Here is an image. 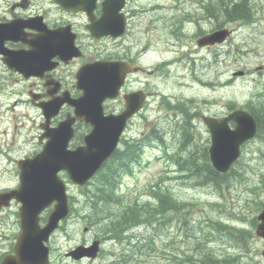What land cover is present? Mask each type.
<instances>
[{
	"label": "rangeland",
	"instance_id": "rangeland-1",
	"mask_svg": "<svg viewBox=\"0 0 264 264\" xmlns=\"http://www.w3.org/2000/svg\"><path fill=\"white\" fill-rule=\"evenodd\" d=\"M258 1L261 2L263 0H258ZM187 7L191 8L192 5L187 3ZM237 28L239 31L237 30L238 33L236 34L234 38V43H238V46L242 47L245 51L250 52V54L248 56H245L244 58H239V61L236 62L235 66H229V65L226 66L225 70L233 69L236 66H244V65L252 66V64L256 62L257 59L264 58V28H262V26L258 28H253V27L252 28L237 27ZM168 37L171 38L170 33H168ZM159 42H161V39L159 40ZM158 47L159 45L156 46V49L152 51L151 54H148L152 60L157 61L159 59L158 53H157ZM228 47L229 46L222 48L221 51ZM163 50L166 51V48L163 47ZM206 55L208 57L209 56L211 57L210 53ZM181 72L183 73V80L186 83V87L182 88V87L176 86V88L179 90H183V93L185 95L190 96V97H197L199 102L201 99H205L203 98V96H206V95L208 96L213 95L212 98L219 99L220 103L215 101L213 104H210L208 106L203 105L204 109L208 112H211V114H218V115L225 114L226 113L225 110L227 109L226 103L228 101L236 100L239 103H242L244 102V100L248 99V97L251 96V92L255 90V87H254L255 80L253 79H252L253 80L252 82L238 80L235 86L231 88L208 90L198 85L197 83L192 82V80L189 79L190 71L188 69H182ZM181 72H177V76ZM217 104H220V105L216 106ZM202 130H203V135L205 139L209 137L205 129L202 128ZM206 140H208V138ZM258 147H259L258 145H250L247 148L246 165L243 166V170H237V174L241 173L243 177H245V172H248L250 174L246 175V177L249 180L246 181L244 185L237 184L235 186V191L239 196L234 194L231 197H229L230 201H218L225 206L227 211L224 210V211H217L213 213V216L216 217L217 219L226 218V219H229L230 222L232 221L233 223H235L236 217L234 216V214L228 213V211L234 212V213H241L245 209L252 211V209L254 208L253 203H252L254 196L250 194L248 188L250 187V184L253 182L252 180H254L259 175L258 173L260 171L264 172V160L260 157L259 153L257 152ZM200 197H202L203 200H212V201L216 200L215 196L208 197V196L202 195ZM108 218H111V216H109ZM158 225L156 226V233L160 231V227ZM179 226L182 227L184 225L183 224L176 225L173 228L176 230H179ZM166 227H171V225H166ZM219 234L222 236L225 235V233L223 232H219ZM184 239L186 242H194V230L193 229L191 230L190 224L185 226ZM220 243H221V239L219 238L216 240L214 246ZM263 243L264 242L261 239H258V238L254 239L251 244V251L245 256L244 260L249 261V262H255L256 259H259L260 252L262 251V248H263ZM190 260H191V264H194L193 258H191ZM187 262L188 264H190L189 261Z\"/></svg>",
	"mask_w": 264,
	"mask_h": 264
},
{
	"label": "flooded vegetation",
	"instance_id": "flooded-vegetation-1",
	"mask_svg": "<svg viewBox=\"0 0 264 264\" xmlns=\"http://www.w3.org/2000/svg\"><path fill=\"white\" fill-rule=\"evenodd\" d=\"M45 1L44 0H0V10H2L4 7L8 8V17H7V21H14L17 19L20 20H31L32 18H34L36 16V13L39 12L43 6H44ZM20 5V6H19ZM200 5V4H199ZM28 8V9H27ZM52 17H55L57 20H59V16H60V11L59 10H55L53 11ZM218 16L215 15V25H216V18ZM210 21V19H209ZM30 24V23H29ZM23 32L19 33L18 36H23ZM17 36V35H16ZM7 46L10 49H14V50H19L22 48H25V46L23 44H21L20 42H14V41H7ZM90 58L86 57L80 61V59L77 60H73L69 65H67L66 67L69 68H79L80 65L83 64L84 61L88 60ZM0 67H4L3 65V60L2 57L0 56ZM12 74H14L13 72H11ZM27 80V79H24ZM32 82V84L27 86V94L26 97L29 98V89H34L35 90V95L40 96L43 95L45 93V79L41 80L39 78H32L28 80V83ZM2 86H4V84H1ZM72 87H74V82H72L71 84ZM75 88V87H74ZM42 91V92H41Z\"/></svg>",
	"mask_w": 264,
	"mask_h": 264
},
{
	"label": "trees",
	"instance_id": "trees-1",
	"mask_svg": "<svg viewBox=\"0 0 264 264\" xmlns=\"http://www.w3.org/2000/svg\"><path fill=\"white\" fill-rule=\"evenodd\" d=\"M250 0H221V12L224 20L228 21H241L240 19H248L250 20V13L248 12L247 3ZM244 21V22H251V21ZM256 101H252L246 108L255 115L258 124H259V138H263L264 140V87L262 94L256 95ZM213 174H217V172L211 169ZM207 177L211 176V173L207 171Z\"/></svg>",
	"mask_w": 264,
	"mask_h": 264
},
{
	"label": "bare ground",
	"instance_id": "bare-ground-1",
	"mask_svg": "<svg viewBox=\"0 0 264 264\" xmlns=\"http://www.w3.org/2000/svg\"><path fill=\"white\" fill-rule=\"evenodd\" d=\"M194 2H197L198 5L200 4V7L205 9L207 12H208V16H207V19H208V23L213 26L215 25L214 21H215V15H217L218 17L216 18V25L220 24V23H223V22H228V20H224L226 18H223V15H222V12H221V7H220V4H221V0H193ZM210 19V21H209ZM144 49L140 50V52H143ZM179 114L181 116V118L187 122V123H190L194 120L195 118V114L190 111L189 109H186V110H182V111H179ZM207 171L204 172L203 176L204 177H207ZM239 173L237 174L236 172V177L237 178H240V177H243V175ZM152 224H154V234H158L156 233V226L158 225L157 223H155V219L152 217L151 218ZM234 228V226H233ZM193 229V226H191V230ZM190 230V229H189ZM220 232H223L225 233L223 230H220ZM192 238V237H191ZM148 243L147 240H145L144 238L140 237L139 240H138V243L136 245H133L132 248L133 250L136 252V251H142L144 250V245H146ZM176 252V251H175ZM131 261V256L128 255L124 258V263H128ZM189 263L191 264V260H188ZM194 261V259H193Z\"/></svg>",
	"mask_w": 264,
	"mask_h": 264
},
{
	"label": "water",
	"instance_id": "water-1",
	"mask_svg": "<svg viewBox=\"0 0 264 264\" xmlns=\"http://www.w3.org/2000/svg\"><path fill=\"white\" fill-rule=\"evenodd\" d=\"M241 114L240 113H238V114H235V116L234 117H231L232 119H238L239 118V116H240ZM245 128L248 130L249 129V125L248 126H245ZM237 136L239 137V139H238V144L243 140V138L245 137V136H247V135H249V134H247V133H241V131L238 129V131H237ZM218 141H216L215 142V145H214V147H213V150L216 148V146H218ZM212 155H213V157H212V159L214 160V161H216V162H218V156L217 155H215V154H213L212 153ZM223 156H220V159L222 158ZM226 159H222V161H225ZM261 219H263V224L261 225V229L259 230V234H261L262 236H264V214L261 216Z\"/></svg>",
	"mask_w": 264,
	"mask_h": 264
}]
</instances>
